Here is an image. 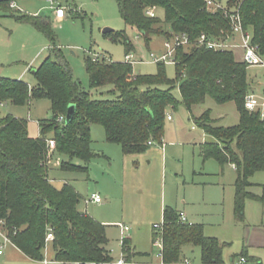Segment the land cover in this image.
I'll list each match as a JSON object with an SVG mask.
<instances>
[{"label":"trees","instance_id":"obj_1","mask_svg":"<svg viewBox=\"0 0 264 264\" xmlns=\"http://www.w3.org/2000/svg\"><path fill=\"white\" fill-rule=\"evenodd\" d=\"M11 1L2 0L0 4L8 6ZM114 1L125 25L135 29L146 46L153 36L165 40L172 33H185L195 40L201 33L218 36L220 31L229 30L223 12L206 10L204 0ZM150 8H155V14L162 10L163 19L148 16ZM239 14L243 27L252 32L253 43L264 55V0H243ZM17 19L30 23L54 41L45 17ZM118 38L129 54L134 49L132 43L124 32ZM236 56L230 51L198 46L179 48L175 53V80L167 78L162 63L157 64L154 75H135L128 63H115L103 55L97 61L88 57L85 69L89 88L106 93L109 98L94 97L84 89L73 78L62 51L54 47L35 69L34 85L0 77V106H25L31 100L45 98L52 112L50 119L38 122L36 139L28 136L26 120L11 115L0 117V223L9 242L33 261H42L45 248L51 246L54 261L64 264L111 263L105 226L78 211L79 196L71 185L54 187L48 178L46 158L50 152L65 155L69 161L61 162V170L87 171V165L72 161L89 162L90 131L94 125L101 126L106 141L120 145L126 155L143 153L153 143L162 145L166 110L179 104L172 94L174 88L194 124L213 139L200 146L202 158L235 168L236 219H243L246 200L264 203V185L260 186V195L247 191L252 186L249 179L264 170V120L259 113L244 107L245 97L254 86L249 81L247 65ZM206 97L217 104L235 103L238 124L228 128L214 126L209 112L193 116L192 107L203 103ZM70 104L75 105V113L65 123ZM162 219L164 264L178 263L185 246L200 248L202 264L222 263L226 244L206 237L201 224L181 222L178 212L169 207L163 210ZM48 233L53 236L50 241H46ZM121 246L128 254L129 240L123 239Z\"/></svg>","mask_w":264,"mask_h":264},{"label":"rangeland","instance_id":"obj_2","mask_svg":"<svg viewBox=\"0 0 264 264\" xmlns=\"http://www.w3.org/2000/svg\"><path fill=\"white\" fill-rule=\"evenodd\" d=\"M11 2L14 7L9 9ZM11 2L8 6L0 4V77L21 79L34 85L31 72L41 65L49 49L54 47L62 51L73 78L84 89L94 97L109 98L106 93L89 88L85 62L92 54H97L115 63H125L126 48L118 38L122 32L134 47L130 52L134 59L142 60L132 64L133 74L154 75L157 71L158 66L150 62L149 54L162 50L163 37H151L146 46L135 29L125 25L114 0H61L59 3L65 8V16L60 21L54 13L57 4L51 8L46 0ZM220 2L233 9L239 8L243 0ZM42 11L54 41L30 23L17 19L21 16L38 17ZM156 15L163 19L162 10H157ZM105 29L110 32L104 33ZM239 56L237 53L238 59ZM164 69L167 78L176 79L175 65L165 64ZM247 75L254 86L252 92L264 98L261 69L250 67ZM256 81L260 83L257 87ZM172 94L179 104L166 110L171 119L165 118L162 145L153 143L143 153L126 155L120 145L106 141L101 126L94 125L90 131L89 162L72 161L76 165H87V171L61 170V162L69 161V158L50 152L45 162L48 178L56 188L64 183L71 185L79 196L78 211L105 226L106 249L114 262L123 255V236L118 227L121 225L129 228L124 238H131L136 252L148 254L136 256L132 262L157 264L160 258L157 256L158 249L153 245V238L157 236L153 235L157 234L153 226L162 223L163 210L169 207L176 212H184L189 222L201 224L206 237L226 244L221 264H239L241 257H245L246 264H249V256L264 264V247L248 243V239L261 237V233L258 236L256 232L257 227H264V204L246 200L243 219H236L233 211L236 172L229 164L221 166L214 159L202 158L200 146L213 139L194 124L190 113L180 103L177 88ZM205 112H209L214 126L228 128L239 121L233 102L217 104L206 97L203 103L192 107L195 117ZM6 115L26 120L28 136L36 139L39 136L38 122L50 119L52 112L50 102L40 98L31 100L25 106L8 103L0 107V117ZM251 180L264 183V170L256 172ZM92 194L98 195L101 203L86 205L85 200ZM1 225L0 264H64L54 261L51 246L45 248L42 261L28 259L5 239ZM184 258L191 264H202L199 247L185 246L178 263Z\"/></svg>","mask_w":264,"mask_h":264},{"label":"built area","instance_id":"obj_3","mask_svg":"<svg viewBox=\"0 0 264 264\" xmlns=\"http://www.w3.org/2000/svg\"><path fill=\"white\" fill-rule=\"evenodd\" d=\"M50 3L51 8L53 5L57 4L54 8L55 17L57 19H62L65 16V8L61 7L59 1L61 0H46ZM10 8L14 7L13 2L10 3ZM204 7L208 11H222L224 17L227 19L229 30L220 31L218 36L208 35L206 33H201L195 40H192L185 33H172L171 36L163 40L162 50L158 52H151L149 54V60L152 63L158 64H176L175 53L177 49L184 48L189 49L193 46L204 47L213 51L224 52L230 51L233 53H238L241 60L247 65V68L255 67L261 69V77L264 83V55L260 52V48L257 44L252 41V32L245 29L242 24L241 16L239 14V8L228 9L227 5L223 6L220 0H204ZM147 15L150 17H155V8H150L147 11ZM92 60L97 61L101 58L100 55L92 54ZM142 60H135L134 56L129 53L125 55V63L130 65L134 63H141ZM244 107L250 112L259 113L262 120H264V98H259L254 92H249L244 100ZM170 115H167V120H170ZM60 121L62 118L59 119ZM50 146H53V142H48ZM150 144V142H149ZM89 203H101V199L98 195L92 194L85 204ZM179 220L181 222H187L183 214H179ZM121 236L124 239V233L129 230L128 227L121 226ZM154 230H157V236L153 240V245L158 249L157 256L161 259L162 257V239H161V225L157 224L153 226ZM6 240L7 237L4 236ZM53 236L48 233L46 236V241L52 240ZM121 240V242H122ZM9 241V240H8ZM247 260L244 257L239 259V264H246ZM114 264H128L124 258H120ZM179 264H191L188 259H183Z\"/></svg>","mask_w":264,"mask_h":264},{"label":"crops","instance_id":"obj_4","mask_svg":"<svg viewBox=\"0 0 264 264\" xmlns=\"http://www.w3.org/2000/svg\"><path fill=\"white\" fill-rule=\"evenodd\" d=\"M45 17V16H44ZM43 18V17H42ZM58 21H60L61 19H57ZM18 80H21V79H18ZM23 81V80H22ZM258 85H260V83H259V81H256L255 82V86L257 87ZM4 105L2 104L0 107H3ZM92 128V127H91ZM230 165V164H229ZM231 167L233 168V170L235 171V168H234V166L233 165H231ZM236 172V171H235ZM256 174V173H255ZM255 174L249 179V181H250V183H252V186H249L248 188H247V191L248 192H250V193H252V194H255V195H260V193H261V187L260 186H262V185H264V183L263 182H253L251 179L252 178H254V176H255ZM234 186V185H233ZM253 201V200H252ZM255 202H257V201H255ZM260 203V202H259ZM261 204H264V203H261ZM178 214H183L184 215V217L186 218V221L187 222H189L188 221V219H187V216L185 215V213L184 212H182V211H180V212H178ZM189 223H191V222H189ZM118 227H119V225H118ZM258 228V231L256 232L257 233V235L259 236V232L261 233V237L260 238H257V239H255V238H252V240L250 239H248V243H250V245H256V246H263L264 247V227L262 228V227H257ZM256 230V229H255ZM129 231V230H128ZM127 231V232H128ZM120 232H121V228H120ZM127 232H125L124 233V235L127 233ZM248 233H250V231L248 230L247 231ZM256 233L254 232V236L256 235ZM257 236V237H258ZM208 237V236H207ZM251 237H253V236H251ZM211 238V237H210ZM124 239H128L129 240V252H128V254H125L123 251V255H122V257H120V258H126L127 260V262H128V264H147V263H134V262H132V259L133 258H135L136 256H148V254L147 253H145V252H136V249H135V247H132V241H131V238L129 237H127V238H124ZM248 246V245H247ZM121 250H122V246H121ZM109 252V251H108ZM110 254V253H109ZM112 258V257H111ZM119 258V259H120ZM245 258V257H244ZM119 259H117L115 262L113 261V258H112V262H111V264H114V263H116ZM185 259V258H184ZM246 259V258H245ZM248 259H249V261L251 262V263H258V264H260L259 263V261L257 260V259H255V258H253L252 256H249L248 257ZM157 264H164L163 262H162V260L160 259V261L157 263ZM179 264V263H178Z\"/></svg>","mask_w":264,"mask_h":264},{"label":"water","instance_id":"obj_5","mask_svg":"<svg viewBox=\"0 0 264 264\" xmlns=\"http://www.w3.org/2000/svg\"><path fill=\"white\" fill-rule=\"evenodd\" d=\"M1 1H2V0H0V2H1ZM38 16H39V17H44V16H45V12H43V11L40 12V13L38 14ZM108 32H110L109 29H105V30H104V33H108ZM31 73L34 74V73H35V70H33ZM74 113H75V105L70 104V105L68 106V108H67V112H66V115H65L64 122H65V123H69V122L71 121V119L73 118Z\"/></svg>","mask_w":264,"mask_h":264}]
</instances>
